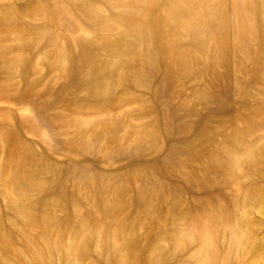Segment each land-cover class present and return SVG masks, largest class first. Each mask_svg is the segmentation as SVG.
Returning <instances> with one entry per match:
<instances>
[{"label":"rangeland","instance_id":"obj_1","mask_svg":"<svg viewBox=\"0 0 264 264\" xmlns=\"http://www.w3.org/2000/svg\"><path fill=\"white\" fill-rule=\"evenodd\" d=\"M2 134L36 264H264V0H0Z\"/></svg>","mask_w":264,"mask_h":264},{"label":"bare ground","instance_id":"obj_2","mask_svg":"<svg viewBox=\"0 0 264 264\" xmlns=\"http://www.w3.org/2000/svg\"><path fill=\"white\" fill-rule=\"evenodd\" d=\"M245 16V14H243ZM3 118H5V116L3 115ZM4 141V134H2V136H0V143H3ZM16 147V146H15ZM17 151V152H16ZM6 153L8 155L11 154H24L21 150H17L16 149H10L9 151H6ZM8 160V159H7ZM4 165V172H0V178H2V176L7 175V168H9L8 171H12V165L9 162V160L7 161ZM5 161V160H4ZM8 180V179H7ZM14 185V193L17 195L19 194V192L21 191V189L19 188H26L30 185L31 181L27 180L23 177L16 174L13 178H12V182ZM32 207L31 206H24V207H19L17 206L15 208L16 213H26L28 214L31 211ZM15 213V212H14ZM12 222V218H8L5 221V226H9ZM4 253V256L1 254ZM38 252L36 249V243L35 241L29 239L28 237H23L22 240L20 242H11L8 239H5V237H2L0 235V259H2V261H0V264H36L38 262ZM4 259V261H3ZM98 264H103V262H99Z\"/></svg>","mask_w":264,"mask_h":264}]
</instances>
